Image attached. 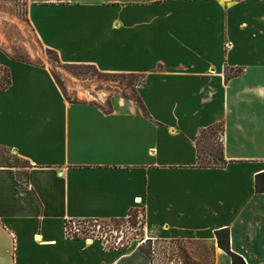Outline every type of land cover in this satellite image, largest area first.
<instances>
[{"label": "crops", "instance_id": "obj_1", "mask_svg": "<svg viewBox=\"0 0 264 264\" xmlns=\"http://www.w3.org/2000/svg\"><path fill=\"white\" fill-rule=\"evenodd\" d=\"M39 45L61 64L142 79L132 99L70 102L46 65L10 58L0 93V264H120L73 239L72 222L144 215L142 238L206 241L264 264V0H26ZM222 125L225 165H198L200 132ZM8 151L22 164L2 162Z\"/></svg>", "mask_w": 264, "mask_h": 264}, {"label": "rangeland", "instance_id": "obj_2", "mask_svg": "<svg viewBox=\"0 0 264 264\" xmlns=\"http://www.w3.org/2000/svg\"><path fill=\"white\" fill-rule=\"evenodd\" d=\"M0 49L10 58L48 66L61 82L63 93L70 102H94L109 110L106 98L121 97L136 100V87L142 82V79L136 76L106 79L90 69L61 64L58 57L51 51L44 50L34 37L27 22L26 0H0ZM3 77V73L0 72V80ZM1 160L6 163L22 164L8 151L1 152ZM138 221L143 222L142 213L138 214ZM70 228L78 229L81 236L85 233L98 238L106 249L128 247L136 240L141 244L144 240L140 224L131 228L129 224H115L110 221H99L94 224L76 221L70 224ZM179 242L180 244L157 241L153 245L154 255L151 261L138 254L131 261L123 264H181L176 255L177 247L181 245L187 250L191 247L197 249L198 253L206 257L207 264H213V253L209 242Z\"/></svg>", "mask_w": 264, "mask_h": 264}, {"label": "trees", "instance_id": "obj_3", "mask_svg": "<svg viewBox=\"0 0 264 264\" xmlns=\"http://www.w3.org/2000/svg\"><path fill=\"white\" fill-rule=\"evenodd\" d=\"M17 60V59H15ZM22 62H26L23 60H19ZM70 67L74 68H82V69H90L94 73L98 74L99 76L109 79L112 77H120V76H132V75H120V74H102L99 73L94 67L91 66H72L68 65ZM0 72L3 73V78L0 80V93L5 91L9 85H10V75L9 71L6 68H3L0 66ZM57 85L60 87V89L64 92L63 86L61 82L57 79V77L52 73ZM141 84V83H140ZM65 96V93H64ZM66 97V96H65ZM68 100V98L66 97ZM133 100V99H132ZM69 101V100H68ZM136 101L144 115H147L146 110L143 108L140 100L136 96ZM108 107L111 108V106L108 104ZM224 133V129L222 125H214L207 129H204L200 132L197 141H196V147H197V154H198V165L202 168H216L221 167L225 165V161L223 159V143H222V136ZM18 160V159H17ZM19 161V160H18ZM13 165H16L15 163ZM254 190L256 193H264V172L258 174L255 177L254 182ZM140 213L139 210L134 209L130 210L128 213V216L126 218L121 219H111V223L115 224H129L131 228H135L138 224H140L141 229H143L144 224V215L142 216L143 222L138 221V214ZM85 223H98L99 220H87L83 221ZM70 230V226H67V231ZM69 237L73 239H93L94 236H88V234L82 233V236L79 234V231L73 234H70ZM216 237V245L219 249L224 251L231 259V264H246L244 260L233 253L230 249V237H229V230L228 229H220L215 232ZM157 241L152 240H143L141 241V244L137 247L136 251L133 253V255L128 258L127 260L122 261L120 264H123L124 262L131 261L133 258H135L138 254L143 255L146 259L152 260L154 255V249L153 245ZM169 243H175L180 244L179 241H171ZM188 244H192L191 242H188ZM124 246V245H123ZM122 246V247H123ZM123 248H126L125 246ZM115 248H109L108 250H114ZM190 250H187L184 248V246H178L176 255L179 257L181 264H207L206 263V257H204L202 254L198 253L197 249H194L193 247L189 248ZM211 251L214 252V247L211 245Z\"/></svg>", "mask_w": 264, "mask_h": 264}, {"label": "built area", "instance_id": "obj_4", "mask_svg": "<svg viewBox=\"0 0 264 264\" xmlns=\"http://www.w3.org/2000/svg\"><path fill=\"white\" fill-rule=\"evenodd\" d=\"M78 231H79V230L76 229V228H74V229L70 228V230L67 231V233H68V236H69V232H70V234H73V233H76V232H78Z\"/></svg>", "mask_w": 264, "mask_h": 264}]
</instances>
